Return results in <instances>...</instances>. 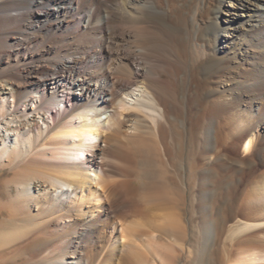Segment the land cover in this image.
Segmentation results:
<instances>
[{
    "label": "bare ground",
    "instance_id": "bare-ground-1",
    "mask_svg": "<svg viewBox=\"0 0 264 264\" xmlns=\"http://www.w3.org/2000/svg\"><path fill=\"white\" fill-rule=\"evenodd\" d=\"M187 78L199 91L192 103L203 144L194 161L204 207L197 210L202 257L215 224L207 201L219 174L218 150L240 141L244 165L264 163L256 145L264 126V0H0V162L25 167L16 187L19 209L27 211L14 229L1 228L0 247L51 227L50 236L37 235L26 246L31 254L43 250L31 264H121L134 243L107 199L103 128L128 122L131 109L138 110L130 119L137 129L139 120L184 121ZM40 109L59 115L53 124L35 121L29 129L14 119L33 122ZM255 146L257 160L247 156ZM252 173L248 211H239L232 231L264 225V169ZM254 237L224 247L225 257L258 264L264 247ZM56 239L57 247L49 248ZM157 251L166 264L165 253Z\"/></svg>",
    "mask_w": 264,
    "mask_h": 264
},
{
    "label": "rangeland",
    "instance_id": "rangeland-1",
    "mask_svg": "<svg viewBox=\"0 0 264 264\" xmlns=\"http://www.w3.org/2000/svg\"><path fill=\"white\" fill-rule=\"evenodd\" d=\"M188 65L189 70L187 76L190 78L193 74V69L189 61ZM185 82L188 108L186 119L185 115L183 118L186 121H182L180 118L174 116H169L165 120L161 119L164 122L163 125L161 124V120H159L160 122H156V124H146L139 120L141 126L139 125L137 129L130 125L131 122L133 123L130 119L131 117L137 118L135 117L136 115L134 116L133 112L138 110L131 109L129 110L131 112L129 118L130 123L129 121H125V123L122 122L121 124L106 122L105 129L103 128L102 137H105V139L100 141L103 147L100 152V157L103 158V183L108 187L109 191L107 199L109 204L112 205L113 210H115L117 217L121 218L123 221L125 220L124 222L127 225L126 232L134 243V246L127 249V256L126 253L123 254L124 256L120 259L121 264H164L156 257V254H158L157 250L165 253V260L163 261L166 264H198V262H195L197 259L199 260V264H233L230 259L225 257V248H230L231 243L233 244L234 242V244H237L242 238L256 236L254 238L258 239V242L264 247V241L261 239L259 240L262 236L261 233H264V225L252 228L250 229L251 231L244 230L242 233L238 229H233L232 231V228H235L234 222L236 223V216L239 215V211L243 209L245 212L248 211L245 207L248 203L250 192L252 191V172L256 174V172H260L264 169V163H255L253 169L244 165L246 161L243 159V146L240 141H236V144H234L236 147L233 145L222 148L223 150H218V156L216 155L215 164L217 163V165H215V167L217 166L216 169L219 171V174L214 177L215 182L212 186V194L208 198V203L206 202L209 209L212 211L215 224L204 255L202 257L200 256L203 228L201 225L202 218L201 220L199 218L204 207L201 198H199L198 191L195 188L199 183L200 177L195 169L196 162L194 161L197 154L202 153L203 144L196 132V124H194L195 120L193 118L196 115L194 103L199 96V91L196 85L188 78ZM2 86L3 83L0 82V99H2L4 94ZM138 93L140 94V92ZM56 112V109H52L51 112L41 109L37 110V112L32 115L33 122L25 116H16L14 119L19 120L24 129H29L33 128L35 121L42 125L46 122L53 124V117H58L59 115V113L57 112L56 114ZM9 116V118H11V115ZM5 121L6 119L3 122ZM126 122L127 126L125 125ZM13 124L14 123L11 122V125ZM122 124L124 127H122ZM149 125L151 127H149ZM158 127H160V129ZM260 129L263 132V136L262 139H257L256 145L261 144L262 155L260 158L263 159L264 126L260 127ZM156 130L158 132H156ZM3 135L4 132L0 130V141L3 139ZM257 147L259 146H255V151H253V149L247 156L257 160L259 157L257 158L254 156ZM150 149L156 153L151 152ZM144 151L145 153H143ZM145 155L146 159L144 158ZM140 156L143 157L141 158ZM144 160L146 162H144ZM148 160L150 162H148ZM199 160L198 163L203 162V160ZM220 160L224 162L220 163ZM13 166L14 165L0 162V230L1 228L14 229L17 222L16 220L23 219L27 214L25 209H19L16 187L18 174L24 172L26 169L25 167L21 169ZM204 167H206V165ZM223 167L226 168L224 169ZM156 174L160 175L157 176ZM143 210L146 212L142 213ZM197 210L201 213L197 212ZM20 224V226H24L23 221H21ZM198 228L202 229L198 231ZM51 230V227H43L30 233V236H24L26 238L23 237L19 239V241L15 240L14 243H9L6 247H0V264L32 263V260L35 261L41 256L43 250H38L31 254L28 253L26 246L28 247L32 242H36L35 238L37 239V235L42 237L50 236ZM200 232L201 234H198ZM244 232H246V234ZM31 234L34 235L31 237ZM230 234L233 236H230ZM239 234L241 236L243 235V237L239 238ZM259 235L261 236L259 237ZM31 238L33 239L31 240ZM56 243L59 244L57 239L52 241V243H48V247H57ZM190 248L192 249L190 250ZM177 252H179L180 255L177 254ZM189 252L194 254L190 255ZM128 257L130 258L128 259ZM176 259L178 262L175 261ZM263 260L264 259L258 261V264H264Z\"/></svg>",
    "mask_w": 264,
    "mask_h": 264
}]
</instances>
